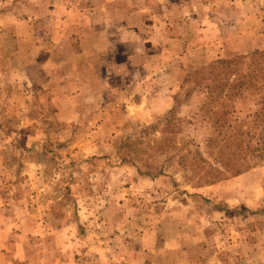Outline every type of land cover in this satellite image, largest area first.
I'll use <instances>...</instances> for the list:
<instances>
[{"label": "rangeland", "instance_id": "374dc122", "mask_svg": "<svg viewBox=\"0 0 264 264\" xmlns=\"http://www.w3.org/2000/svg\"><path fill=\"white\" fill-rule=\"evenodd\" d=\"M21 1L0 0L3 264H264V161L198 187L155 146L175 108L203 150L182 83L264 51V0Z\"/></svg>", "mask_w": 264, "mask_h": 264}, {"label": "trees", "instance_id": "16d2710c", "mask_svg": "<svg viewBox=\"0 0 264 264\" xmlns=\"http://www.w3.org/2000/svg\"><path fill=\"white\" fill-rule=\"evenodd\" d=\"M182 88L184 100L198 98L197 111L186 124L208 131L203 150L193 140L178 145L179 131L174 130L181 121L175 108L163 122L164 129L173 131H164L155 146L161 154L177 156L198 187L239 176L264 161V51L202 66L184 79ZM246 103L249 114L240 119L237 107Z\"/></svg>", "mask_w": 264, "mask_h": 264}, {"label": "crops", "instance_id": "0c3cea01", "mask_svg": "<svg viewBox=\"0 0 264 264\" xmlns=\"http://www.w3.org/2000/svg\"><path fill=\"white\" fill-rule=\"evenodd\" d=\"M15 6H16L15 9L13 8L11 12H14V13L19 12V11H15L17 7H19L22 11H24V8H25V6H26V2L23 0V1L19 2V3H17ZM14 19H16V18H13V19H12V18H9V17L6 16V22H5L4 24H10V23H12V24H13V30L19 31V30H20L19 24H21V23H20V21L17 22V21H15ZM4 24H3V25L0 24V27H1V26H4ZM38 30H39V29H38ZM38 30H36L37 33H39ZM40 31H41V30H40ZM33 32H34V31H33ZM47 32H50V31H47ZM39 35H41L42 37H44V36H47L48 34H46L45 32L42 34V33L40 32ZM24 36H25V35L14 33V34H13V40H14V38H15V41H16V42L23 41V40H25V37H24ZM47 37H48V36H47ZM46 43L49 44L50 47L53 46L52 42H51V44H50V42H46ZM49 58L51 59V57H49ZM38 62H39L38 66H40V70H41V68H42V66H43V61L39 60ZM43 67H44V66H43ZM6 235H7V233H0V244H1V242H2L1 239H3L4 237H6ZM3 242H4L5 245H6V241H3ZM3 249H5V248H2V247H1V249H0V264H3V263H6V262H7V257H6L7 254H5V253L3 252ZM4 255H5V256H4Z\"/></svg>", "mask_w": 264, "mask_h": 264}]
</instances>
